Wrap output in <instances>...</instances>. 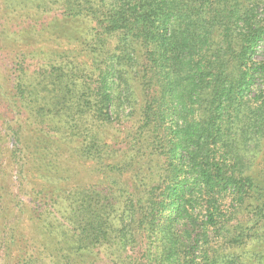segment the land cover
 Returning a JSON list of instances; mask_svg holds the SVG:
<instances>
[{"label":"trees","instance_id":"trees-1","mask_svg":"<svg viewBox=\"0 0 264 264\" xmlns=\"http://www.w3.org/2000/svg\"><path fill=\"white\" fill-rule=\"evenodd\" d=\"M0 17V264H264V0Z\"/></svg>","mask_w":264,"mask_h":264},{"label":"rangeland","instance_id":"rangeland-1","mask_svg":"<svg viewBox=\"0 0 264 264\" xmlns=\"http://www.w3.org/2000/svg\"><path fill=\"white\" fill-rule=\"evenodd\" d=\"M6 14H8V13H6ZM8 20H9V18H8ZM10 22H12V21H9L6 24H4V27L5 28L3 27L4 29L3 30H0V37L3 36V32L8 28L7 25H9ZM90 167H91L90 164H83V165H81L79 167V168H81L80 169V173L76 176L77 178L75 180H73V182L83 181V180L87 179L88 177H90L91 179H95L94 176L89 175ZM73 182L70 181V184L73 183Z\"/></svg>","mask_w":264,"mask_h":264}]
</instances>
